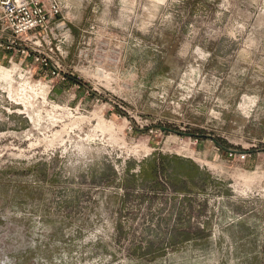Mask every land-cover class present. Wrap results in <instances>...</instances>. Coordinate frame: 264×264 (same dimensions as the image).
<instances>
[{"label": "rangeland", "instance_id": "374dc122", "mask_svg": "<svg viewBox=\"0 0 264 264\" xmlns=\"http://www.w3.org/2000/svg\"><path fill=\"white\" fill-rule=\"evenodd\" d=\"M58 1L0 43V264H264V0Z\"/></svg>", "mask_w": 264, "mask_h": 264}, {"label": "built area", "instance_id": "2783aa9c", "mask_svg": "<svg viewBox=\"0 0 264 264\" xmlns=\"http://www.w3.org/2000/svg\"><path fill=\"white\" fill-rule=\"evenodd\" d=\"M61 14L58 0H0V43L8 49L17 42L42 46L47 42V31ZM229 153L230 157L236 155Z\"/></svg>", "mask_w": 264, "mask_h": 264}, {"label": "bare ground", "instance_id": "6f19581e", "mask_svg": "<svg viewBox=\"0 0 264 264\" xmlns=\"http://www.w3.org/2000/svg\"><path fill=\"white\" fill-rule=\"evenodd\" d=\"M5 73V72H4ZM11 74H12V72L10 71V72H7V74H6V76H3V80L6 78V80L7 79H9L8 80V82L10 81V78H12V76H11ZM5 80V81H6ZM12 83V82H11ZM8 84V83H7ZM13 88V86L12 85H10V89H12ZM26 90V89H25ZM11 91H13V90H11ZM27 91V90H26ZM21 92V91H20ZM17 95V94H16ZM23 95H24V93H23ZM38 95V94H37ZM17 97V96H16ZM24 97H25V95H24ZM28 97H30V96H28ZM31 97H33V96H31ZM34 98V97H33ZM25 99V98H24ZM23 99V100H24ZM31 100V99H30ZM26 103V102H25ZM27 104V103H26ZM28 104H30V103H28ZM24 105V104H23ZM31 107V106H30ZM32 108V107H31ZM26 109V108H25ZM34 110V109H33ZM39 117V116H38ZM36 118H37V116H36ZM34 119V118H33ZM32 119V120H33ZM100 126V125H99Z\"/></svg>", "mask_w": 264, "mask_h": 264}, {"label": "water", "instance_id": "95a60500", "mask_svg": "<svg viewBox=\"0 0 264 264\" xmlns=\"http://www.w3.org/2000/svg\"><path fill=\"white\" fill-rule=\"evenodd\" d=\"M164 131L172 132V131H170V130H165V129H164ZM173 133H176V134H179V135H183V136H189V135L182 134V133H179V132H173ZM234 153H236V154H240V152H234Z\"/></svg>", "mask_w": 264, "mask_h": 264}]
</instances>
